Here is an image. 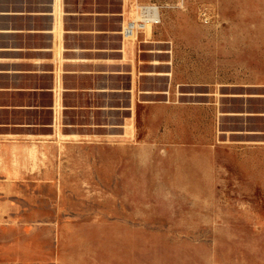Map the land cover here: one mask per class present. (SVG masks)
Returning <instances> with one entry per match:
<instances>
[{
    "label": "rangeland",
    "instance_id": "obj_1",
    "mask_svg": "<svg viewBox=\"0 0 264 264\" xmlns=\"http://www.w3.org/2000/svg\"><path fill=\"white\" fill-rule=\"evenodd\" d=\"M152 5L161 22L125 38ZM259 8L0 0L13 47L53 43L59 63L66 40L94 50L91 75L67 77L92 94L64 93L58 66L54 110L0 113V264H77L69 259L90 245H102L101 264H264ZM12 79L49 84L43 75Z\"/></svg>",
    "mask_w": 264,
    "mask_h": 264
},
{
    "label": "crops",
    "instance_id": "obj_2",
    "mask_svg": "<svg viewBox=\"0 0 264 264\" xmlns=\"http://www.w3.org/2000/svg\"><path fill=\"white\" fill-rule=\"evenodd\" d=\"M259 1V11L262 13L261 26L264 28V0ZM251 2L255 3V0H244V4L247 7L250 6ZM247 11L249 10L247 9ZM47 33L52 32L44 31L41 34L42 36H46ZM11 36L12 30L8 28H0V98L2 96L10 97V100H7L6 98L4 100L0 99V113H6L11 110H26L31 106H36L37 108L46 107L48 110H54L56 102L55 87L57 85L56 72L58 66H62L64 70V93L73 92L83 96L92 94L90 87L78 85L80 82L71 86L67 80V77L71 76L85 78L86 75H91L88 74V71H85L86 69L84 68L90 65L87 60L90 59V54L94 53L92 47L80 45L78 42L73 44L66 40L63 52L64 61L59 63L55 60L56 54L54 52L53 43H51L50 46L39 45L32 49L26 44L24 46L21 44L20 47H13L10 40H7ZM6 37L8 38L6 39ZM3 40H7L10 43L7 44V41H5L6 44H2ZM121 50L124 51V45ZM30 66H32L33 69H30ZM31 75H36L37 77L42 75L44 77H49V84H38L33 86L26 84L25 82L24 84L23 82H20V84L12 82L13 76H20V78H25L23 81H26ZM31 93H46L50 97L47 105H29V102L21 99L29 96ZM100 93H102V91H100ZM13 96L15 97L14 99ZM2 130L3 129L0 128V131ZM85 250L87 253L85 257L81 258L75 256L72 257V259H69V262H75L77 264H81L82 262L85 264H101L104 262L102 245H90Z\"/></svg>",
    "mask_w": 264,
    "mask_h": 264
},
{
    "label": "built area",
    "instance_id": "obj_3",
    "mask_svg": "<svg viewBox=\"0 0 264 264\" xmlns=\"http://www.w3.org/2000/svg\"><path fill=\"white\" fill-rule=\"evenodd\" d=\"M143 7H155V9L157 10V13L154 16H150V17H144L143 15ZM142 10V18L140 20L137 21H129L126 25V28H124L123 30V36L125 38H132L134 36H136L139 31H141L142 29L145 28L146 24H158L161 22V13H160V8L159 6H142L141 7Z\"/></svg>",
    "mask_w": 264,
    "mask_h": 264
},
{
    "label": "bare ground",
    "instance_id": "obj_4",
    "mask_svg": "<svg viewBox=\"0 0 264 264\" xmlns=\"http://www.w3.org/2000/svg\"><path fill=\"white\" fill-rule=\"evenodd\" d=\"M156 13H157V10L155 9V7H143L144 17L154 16ZM145 27L147 26L145 25Z\"/></svg>",
    "mask_w": 264,
    "mask_h": 264
}]
</instances>
